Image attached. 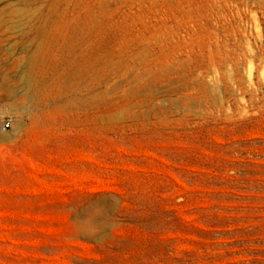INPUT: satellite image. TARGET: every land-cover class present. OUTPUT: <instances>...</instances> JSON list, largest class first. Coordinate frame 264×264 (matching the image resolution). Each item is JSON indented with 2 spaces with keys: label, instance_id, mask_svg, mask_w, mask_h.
<instances>
[{
  "label": "rangeland",
  "instance_id": "1",
  "mask_svg": "<svg viewBox=\"0 0 264 264\" xmlns=\"http://www.w3.org/2000/svg\"><path fill=\"white\" fill-rule=\"evenodd\" d=\"M0 264H264V0H0Z\"/></svg>",
  "mask_w": 264,
  "mask_h": 264
},
{
  "label": "built area",
  "instance_id": "2",
  "mask_svg": "<svg viewBox=\"0 0 264 264\" xmlns=\"http://www.w3.org/2000/svg\"><path fill=\"white\" fill-rule=\"evenodd\" d=\"M8 127H10V121L7 120L5 123H4V128L7 129Z\"/></svg>",
  "mask_w": 264,
  "mask_h": 264
}]
</instances>
